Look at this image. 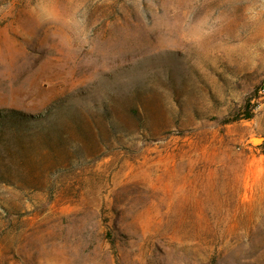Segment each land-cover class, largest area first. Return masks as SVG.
<instances>
[{"label": "rangeland", "instance_id": "rangeland-1", "mask_svg": "<svg viewBox=\"0 0 264 264\" xmlns=\"http://www.w3.org/2000/svg\"><path fill=\"white\" fill-rule=\"evenodd\" d=\"M0 264H264V0H0Z\"/></svg>", "mask_w": 264, "mask_h": 264}, {"label": "trees", "instance_id": "trees-1", "mask_svg": "<svg viewBox=\"0 0 264 264\" xmlns=\"http://www.w3.org/2000/svg\"><path fill=\"white\" fill-rule=\"evenodd\" d=\"M24 116H26L27 118H32V116H31V115H24Z\"/></svg>", "mask_w": 264, "mask_h": 264}, {"label": "bare ground", "instance_id": "bare-ground-1", "mask_svg": "<svg viewBox=\"0 0 264 264\" xmlns=\"http://www.w3.org/2000/svg\"><path fill=\"white\" fill-rule=\"evenodd\" d=\"M258 140V139H257Z\"/></svg>", "mask_w": 264, "mask_h": 264}]
</instances>
